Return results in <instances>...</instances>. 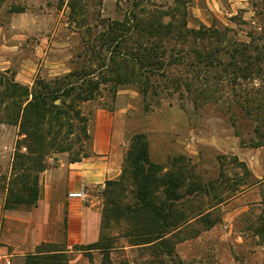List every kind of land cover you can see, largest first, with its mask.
Instances as JSON below:
<instances>
[{"label": "rangeland", "instance_id": "1", "mask_svg": "<svg viewBox=\"0 0 264 264\" xmlns=\"http://www.w3.org/2000/svg\"><path fill=\"white\" fill-rule=\"evenodd\" d=\"M152 1L168 12L176 6L175 0ZM69 2L0 0V77L33 92L37 79L67 76L73 81L90 64L97 75L104 68L101 59L91 61L87 55V39L109 66V51L94 40L110 21L124 20L134 1L86 0L88 18L79 23L70 16ZM186 12L189 29H209L212 35L203 40L188 36L181 42L177 32H171L163 39V58L169 61L184 52L191 55L187 60H195L193 50L207 47L214 51L209 59L213 64L197 63L194 69L185 63L167 66L164 76L150 75L146 93L133 83L117 89L111 82L102 83L93 100L79 105L85 121L73 115L65 118L64 151L29 153L20 119L14 120L13 108H2L6 102L0 105V264H16L48 241L70 250L67 264L102 263L97 251L89 258L74 250V245L88 243L69 236V188L83 183L71 178L69 169L87 154L106 153L111 140L119 143L118 153L124 157L135 133H144L152 161L170 169L169 160L179 155L184 157L180 165L214 182L219 195H228L232 186L242 189L215 208L212 218L218 221L213 226L194 237H189L194 230H187L173 238L181 264H264V0H189ZM171 20L164 17L165 22ZM148 41L152 44L154 38ZM40 158L41 197L36 207L3 210L8 190L17 191L23 173L29 183ZM104 181L85 184L86 198L75 199L94 204L101 213ZM119 244L123 247L109 254L110 264H151L149 255L124 240Z\"/></svg>", "mask_w": 264, "mask_h": 264}, {"label": "trees", "instance_id": "2", "mask_svg": "<svg viewBox=\"0 0 264 264\" xmlns=\"http://www.w3.org/2000/svg\"><path fill=\"white\" fill-rule=\"evenodd\" d=\"M133 1L124 20L110 21L105 32L94 40L95 44L100 42L102 49L109 51V66L103 63L104 59L98 55L94 43L90 44L88 39L85 41L90 60L102 61L100 64L104 70L97 75H94L90 64L83 66L73 81L66 80L67 76L47 81L37 79V88L33 92L13 79L0 77V105L6 102L2 108H13L14 120L17 122L20 119L29 153L44 155L50 151H64L68 133L63 131L65 118L73 115L81 122L85 121L79 105L93 100L99 94L102 83L111 82L116 89L119 85L133 83L141 93H146L151 88L150 75L164 76L167 66L185 63L194 69L197 63L206 67L213 64L209 59L214 51L207 47L193 50L195 60L191 57L187 60L191 55L184 52L172 55L169 61L163 58L166 55L163 39L171 32H177L176 37L181 42L186 41L188 36L203 40L212 35L209 29L201 32L187 27L186 4L189 0H175L176 6L170 12L152 0ZM85 2L70 0V16L74 22H86ZM165 16H170L172 20L165 22ZM215 37L218 35L215 34ZM150 38H154L152 44L148 41ZM130 40L133 45L136 44L135 48ZM172 82H176L178 89L179 80ZM57 99L59 103L55 102ZM260 119L264 123V117ZM82 131L85 133V127ZM145 139L144 133L132 135L120 174L104 181L97 240L74 245V250L82 251L89 258L90 252L102 254L100 264H110L109 254L123 247L119 244L121 240L140 251L141 255H149L151 264H181V259L174 252L176 242L173 238L187 230H194L189 236L194 237L213 226L218 221L212 218L215 208L236 191H242L232 186L228 195H219V188L214 182L201 180L180 165L179 161L184 159L182 156L169 160L170 169L165 164L152 161ZM22 156L19 154L18 157ZM35 165L36 174L29 183L23 173L19 177L21 186L17 191L8 190L3 210L19 205L27 208L37 205L41 197L39 173L43 170L42 158L36 160ZM208 194H211L210 198L201 200ZM69 251L55 242H41L33 253L24 255L16 264H67Z\"/></svg>", "mask_w": 264, "mask_h": 264}, {"label": "crops", "instance_id": "3", "mask_svg": "<svg viewBox=\"0 0 264 264\" xmlns=\"http://www.w3.org/2000/svg\"><path fill=\"white\" fill-rule=\"evenodd\" d=\"M118 146V142L113 143L111 140L106 153H90L80 161L71 163V178H80L85 184H101L105 179L117 177L121 172L123 160V153H118ZM80 186L73 184L69 191H77ZM67 199L69 236L85 243L97 240L100 229L99 208H94V204L83 205L75 197ZM76 217L79 219L75 223Z\"/></svg>", "mask_w": 264, "mask_h": 264}, {"label": "built area", "instance_id": "4", "mask_svg": "<svg viewBox=\"0 0 264 264\" xmlns=\"http://www.w3.org/2000/svg\"><path fill=\"white\" fill-rule=\"evenodd\" d=\"M86 195H87V187H86L85 183H82L77 191L69 192L70 197H76V198H80V199H85Z\"/></svg>", "mask_w": 264, "mask_h": 264}, {"label": "water", "instance_id": "5", "mask_svg": "<svg viewBox=\"0 0 264 264\" xmlns=\"http://www.w3.org/2000/svg\"><path fill=\"white\" fill-rule=\"evenodd\" d=\"M261 239H263L262 235H261Z\"/></svg>", "mask_w": 264, "mask_h": 264}]
</instances>
